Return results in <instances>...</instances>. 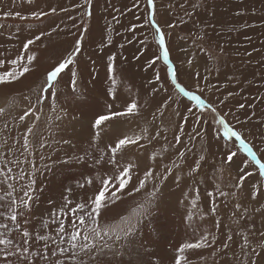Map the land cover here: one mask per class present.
Returning a JSON list of instances; mask_svg holds the SVG:
<instances>
[{"label":"rangeland","instance_id":"rangeland-1","mask_svg":"<svg viewBox=\"0 0 264 264\" xmlns=\"http://www.w3.org/2000/svg\"><path fill=\"white\" fill-rule=\"evenodd\" d=\"M230 1L154 0V9H149L147 0H33L32 3L0 0V24L4 25L0 28V59L10 61L24 56L26 63L27 55L36 57L23 77L0 85V169L6 171L5 165L12 168L11 176L17 178L12 182L17 188L27 185L29 177L35 180L34 199L24 210L27 215L21 219L33 236L55 234L58 224L51 223L53 213L59 214L66 203L65 197L71 202L68 208L83 203L84 212H90L91 200L103 187V179L114 177L120 170L117 168L120 152L115 154L114 165L109 162L110 148L119 139L129 137L136 143L130 145V152L122 149L120 154L132 165L133 176L127 187L117 193L118 198L106 194L105 206L96 217L97 224H88L89 229L99 228L102 235L94 240V250L88 255L79 253L76 261L174 264L180 244L195 242L206 235L208 245L190 250L186 254L188 264L264 262L261 256L264 202L257 197L264 198V177L253 166L247 168L251 176L245 175L243 181L239 179L247 154L239 150L234 138L226 141L216 123V118L223 117L264 162V126L254 128V118L261 113H252L264 105V72L248 64L259 47L251 45L245 29L253 31L252 25L241 24L236 30L217 27L223 9L219 3ZM240 2L242 7L255 3L254 17L264 19V0ZM213 3H218L219 10H214L209 18L207 9ZM52 8L56 9L54 15L40 20L31 17L33 11L51 13ZM153 11L164 33L168 64L176 74V83L200 96L215 112L210 107L196 108L195 101H190L172 83L168 64L160 56L155 29L147 19ZM5 12L13 16L5 18ZM15 13L23 15L25 20L17 18ZM245 14L242 10L240 17ZM206 22L210 25L204 28ZM258 24L259 34L264 36V21ZM38 35L41 39L25 53L23 44ZM77 40H80V51L73 56L74 63L45 91L47 72L74 52ZM108 47L120 56V62L112 65V72L108 71L110 60L106 53L111 50ZM153 60L156 62L150 66ZM241 61L244 64L237 66ZM12 67L6 63L0 70ZM157 72L159 81L155 79ZM133 101L138 105L135 114L106 121L99 128L92 127L97 116L122 112ZM25 112L29 115L21 121L20 116ZM197 116L202 117L201 122H197ZM28 128L33 131L28 133L29 145L25 151L24 135ZM160 134L165 142L174 145L175 155L148 152V148L143 149L145 145L138 143L145 136L143 142L149 144L153 138L150 135L159 140ZM177 136L180 143L176 142ZM109 137L111 140L107 141ZM229 151L237 155L231 163H225ZM142 162L148 166H141L140 170L147 169L142 172L151 171L154 177L167 175L168 178L161 181L149 177L142 191H135L138 181L145 179V173L142 176L137 168ZM160 164L166 168L163 170ZM154 166L158 170L151 169ZM21 172L23 180L18 179ZM6 190V184L0 186V195ZM154 190L156 194L149 196ZM73 219L71 214L64 219L69 232ZM46 221L49 222L47 229L43 227ZM128 221L135 228L125 234ZM0 222L4 221L0 219ZM105 230L109 233L107 236L103 235ZM62 247L67 248L68 244ZM35 248L43 250V242ZM52 259H59L62 264H76L71 252L63 255L57 252V257ZM33 264H42V261L36 258Z\"/></svg>","mask_w":264,"mask_h":264},{"label":"snow or ice","instance_id":"snow-or-ice-1","mask_svg":"<svg viewBox=\"0 0 264 264\" xmlns=\"http://www.w3.org/2000/svg\"><path fill=\"white\" fill-rule=\"evenodd\" d=\"M28 3H32L33 0H27ZM88 2V0H86ZM147 5L149 9H154V0H147ZM56 9L52 8L51 13L45 11H33L31 13V17L35 20H40L42 17H47L49 14H55ZM5 18L13 16L11 12L3 13ZM15 16L20 20H25V17L20 13H15ZM151 22V26L155 29L156 34V42L159 45L160 56L163 57L165 64H168V50L165 46V37L161 28L157 25L155 21V13L150 12L147 18ZM4 27V25L0 24V28ZM43 35V33H42ZM41 36H36L34 39L27 40L26 43L23 44L24 52L27 53L29 50V46L39 41ZM77 47L74 52L69 55V57L62 62H60L57 66L52 68L47 72L46 77V86L45 91L53 85V82L57 80L60 74L68 68L69 65L74 63L73 56L80 51L79 45L80 40L76 41ZM36 59L34 55H27V62L24 63V56H17L15 59L10 61H6L4 59H0V69H3L5 64L8 63L13 67L9 70H0V85L10 84L14 81L19 80L26 73L30 71V65ZM159 59V57H157ZM109 60H112V57H109ZM156 61L153 60L150 62V66L153 65ZM112 64L109 63L108 71L112 72ZM168 76L171 78L172 83L175 84L176 88L180 93L186 96L190 101H195V106L198 109H202L205 107H210L212 112H215L216 109L211 107L210 105H206L205 101L201 99L200 96L193 94L190 91H186L184 87H181L180 84L176 83L177 77L174 73L172 66L168 64ZM155 79L157 81L160 80V73L157 72ZM76 83V72L72 71V86L75 89ZM151 83V81H150ZM155 91V89H153ZM55 95V93H53ZM171 99V97H169ZM39 102V100H38ZM138 105L135 101L128 103L127 107L124 111L112 112L110 115H99L96 117L93 128H99L106 121H110L114 118L125 116V115H133L136 112ZM241 108L244 107L243 104L240 105ZM190 114H192V109L188 108L187 110ZM29 115V112H25L20 116V120L23 121L25 117ZM194 115V114H193ZM187 120V117H184ZM197 122L202 121L201 116L196 117ZM216 123L222 129L223 138L226 141H233L234 143H238L239 150L243 151L247 154L248 160L244 161V167L240 169L241 175L239 179L241 181L244 180L245 175L251 176L252 173L247 172L248 167H255L258 170V175L260 177H264V162L262 159L257 157V154L253 151L252 147L245 142L242 138V134L239 131L234 130L232 127L226 123L223 117L216 118ZM219 130V129H218ZM33 131L32 128L27 129V133L24 135V144L23 148L25 151L28 149L29 140L28 133ZM199 135V133H197ZM176 142L180 143V137L177 136ZM136 140H133L129 137H124L119 139L114 147L110 148L112 153V159L109 161L112 164H116L115 154L126 146L135 144ZM43 146V144L41 145ZM181 157H183L184 153H180ZM237 155V152L229 151L225 163H231L233 158ZM203 159V157H201ZM99 163V161H97ZM6 171L0 169V186L7 185V190L4 195H0V208L4 210H0V219L4 222H0V264H33V261L36 258H39L42 261V264H62V261L59 259L53 260L52 257H57V252L61 255L71 252L76 261V257L79 253H84L85 255L90 254L92 250H94V240L100 238L102 232L99 228L93 227L89 229L88 224L96 225L97 219L101 213V209L105 206L106 194L110 195L113 199L118 198L117 193L122 192L128 185L131 179V168L132 165H127L119 170L118 174L114 177L103 179L102 184L103 187L99 190V192L95 195V198L91 200V210L90 212L85 213L84 209L86 205L81 203L77 204L75 207L68 208V204L71 202L67 200L65 197V205L63 208L59 210V214L53 213L54 219H52L51 223L58 224V227L55 230L54 235L49 234H40L37 233L33 236V234L28 230L27 227L21 223V219H23L27 214L24 211L30 207V201L34 199L32 194V185L35 183V180L29 177V182L27 185L21 184L19 188H17L16 183L12 182L16 180V177H12V168L7 167L5 165ZM170 172L171 170H166ZM195 171V169H193ZM145 179H141L139 181V186L135 188V191H140V189L144 188L149 177L159 178L161 181L166 180L168 178L167 175L163 177H154V174L151 171L145 172ZM19 180L24 179V174L21 172L18 177ZM177 179H179L177 177ZM91 183V181H89ZM13 193H16L14 196ZM22 193V194H21ZM156 194V190L149 193V196H154ZM209 196L212 194L209 193ZM255 192H253V198H255ZM67 209V212H65ZM83 213V214H81ZM68 214H71L74 219L70 225L71 231H67V227L65 225L64 219ZM87 217V219H86ZM78 221V222H77ZM28 221L24 219V224H27ZM44 228L49 227V222H45L43 225ZM135 228V224L131 221H128V227L126 229L125 234L131 233ZM83 230V233L82 231ZM90 234L91 237L90 238ZM109 233L107 230L103 231V235L107 236ZM231 240V237L228 238ZM214 240V238H213ZM81 241H84L83 243ZM43 242V250L35 248V245ZM65 243L68 244V247H62ZM50 245H56L54 248H50ZM208 245V238L206 235L201 236L199 240L195 242H186L179 245L176 249L177 255L174 258V264H188V256L186 255L190 250L201 249ZM105 247L107 245H104ZM224 247L227 248L228 244L225 243ZM15 257V259H13ZM76 264H83V260L76 261ZM255 264V262H253Z\"/></svg>","mask_w":264,"mask_h":264},{"label":"bare ground","instance_id":"bare-ground-1","mask_svg":"<svg viewBox=\"0 0 264 264\" xmlns=\"http://www.w3.org/2000/svg\"><path fill=\"white\" fill-rule=\"evenodd\" d=\"M217 1H220V0H217ZM225 2H229L230 0H224ZM241 0H231L230 1V3H219L222 7H223V9L221 10V12H220V14H219V17H218V19H217V21H218V23H217V27L218 28H220V29H223V30H236V29H238V28H240L239 26L241 25V24H248V25H252L253 26V31H250V28H245L246 30H248V33H249V36H250V43H251V45L253 46V45H256V48H258L259 47V49L257 50V52H256V54H255V58L252 60V61H250V62H248V64H252L253 65V67H254V69L256 70V71H263L264 72V36L262 35V34H259V30H261V27H260V25L258 24V22H261V20H263L264 21V19H256L255 17H254V13H253V11H254V9H255V3H248L245 7H242L241 6V2H240ZM20 3H22V2H20ZM214 10H217V12H218V10H219V6H218V3H213L208 9H207V13H208V16H209V18H212V16H213V11ZM245 11V16L244 17H240L241 16V11ZM226 18H227V20H226ZM206 19H207V21H208V18L206 17ZM213 23V22H212ZM255 23H257V25L255 26ZM210 25V22H206V24H205V26H204V28L205 27H207V26H209ZM192 26V25H191ZM193 28V27H192ZM244 29V30H245ZM102 39H105L106 41H107V38L105 37V36H102ZM108 48H111V47H108ZM238 51V50H237ZM106 56H107V58L109 59V57H112V60L110 61V63L113 65V64H115L116 62L118 63V62H120L119 61V59H120V56H119V54H118V52L116 51V50H114L113 48H111V50L108 52V53H106ZM256 57H258V58H261V59H257V61H256ZM239 59V58H238ZM237 59V60H238ZM236 63L238 62V61H235ZM244 64V62L243 61H241V63H238L237 64V66H240V65H243ZM257 65L260 67V68H258V70H257ZM237 68V67H236ZM252 111V109H248V112H251ZM255 111H259L260 113H261V116H259V117H257V118H254V120H255V127L254 128H257V129H261V128H263V126H264V105L263 106H261V107H256V109L252 112L253 114H255ZM250 121H252V122H254L253 121V119L252 120H250ZM249 121V122H250ZM151 137L153 136V138H151L150 140H151V142L148 144V143H144L143 142V140H144V137L141 139V140H139V142L138 143H140V144H142V145H145L144 147H143V149L144 148H148L149 150H147V149H145V150H147L148 152L151 150V151H154L155 153H157V154H161V155H164V156H166L169 152L171 153V155H172V153L174 154L175 153V148H174V145H172L170 142H165L162 138H161V134H160V136H159V140H157L155 137H154V135H150ZM117 138V137H116ZM107 139V141H109V140H111V137H109V138H106ZM117 141V140H116ZM111 142H113V141H111ZM103 145V144H102ZM139 145V144H138ZM172 145V146H171ZM95 146V145H94ZM137 146V144L134 146V147H136ZM141 148V147H140ZM139 149V148H138ZM101 149H99V151H100ZM130 150H131V147H130V145H128V146H126L125 148H124V151L126 152V153H128V152H130ZM120 153L122 152V150L121 151H119ZM139 153H140V151H138ZM118 153V152H117ZM118 154V156H119V159H120V163H118L119 164V166H117V168L118 169H122L123 167H125V166H127V165H129L128 164V160H127V158L124 156V155H122V154ZM138 153V154H139ZM154 153V154H155ZM153 153H151L150 152V155H152ZM117 155V154H116ZM140 155H142V154H140ZM175 155V154H174ZM173 155V156H174ZM116 157V156H115ZM132 157V156H131ZM152 157V156H151ZM151 157H150V159H151ZM154 157V156H153ZM176 157V156H175ZM117 158V157H116ZM166 158V157H165ZM154 159V158H153ZM157 159V158H156ZM161 158H159V160H160ZM158 160V161H159ZM166 160V159H165ZM169 160H171V159H168V161ZM172 160H175V159H172ZM145 161V160H144ZM149 161H152V160H149ZM154 161V160H153ZM161 162V161H160ZM172 162V161H171ZM156 163L158 164V162L156 161ZM165 163V162H164ZM155 164V163H154ZM162 164V163H161ZM160 164V165H161ZM115 165V164H114ZM169 165V164H168ZM141 166H143V167H146V168H148V166L145 164V163H140V166L139 167H137L138 168V171H144V170H147V169H142V170H140V167ZM158 166H159V164H158ZM157 166V167H158ZM162 167L164 166V165H161ZM160 166V167H161ZM157 167H153V168H151V169H154V170H158V168ZM161 167V168H162ZM165 168H166V166H165ZM164 167H163V170L165 169ZM160 171H162V170H160ZM145 172H142L141 174H142V176H143V174H144ZM159 173V172H158ZM157 173V174H158ZM133 176V174H132V172H131V177ZM153 179H155V178H153ZM139 182V181H138ZM159 189H161V188H159ZM141 190V189H140ZM142 191V190H141ZM161 191V190H160ZM186 191V190H185ZM142 193V192H141ZM262 202H264V198H262V197H260V196H257ZM190 202V201H189ZM199 204V203H198ZM264 207V206H263ZM197 208V207H196ZM203 209H205V208H203ZM204 211V210H203ZM204 212H206V210L204 211ZM262 212H263V214H264V210H262ZM196 213H197V211H196ZM200 214V213H199ZM213 215V214H212ZM205 216H206V214H205ZM211 216V215H210ZM214 216H217V215H214ZM206 218H207V216H206ZM211 218V217H210ZM215 218V217H214ZM219 218V217H218ZM218 218H216L217 219V221H219L218 220ZM205 220V219H204ZM216 222V221H215ZM214 222V223H215ZM261 228L263 229V226H261ZM262 236H263V234H262ZM261 237V236H260ZM225 238V237H224ZM227 238V237H226ZM259 240L260 239H258V242H259ZM264 240V239H263ZM227 241V240H226ZM225 241V242H226ZM256 241V240H255ZM262 241V240H261ZM228 242V241H227ZM220 243V242H219ZM264 243V242H263ZM262 244V243H261ZM223 245V244H222ZM244 246V245H243ZM258 246V245H257ZM252 247V246H251ZM230 249V248H229ZM220 250V249H219ZM226 250V249H225ZM246 251V250H245ZM249 251V250H248ZM262 253L263 254H261V256H262V260L264 261V248H263V250H262ZM254 254V253H253ZM248 255V254H247ZM198 256V255H197ZM212 256V255H211ZM249 256H251V255H249ZM249 256H247V257H249ZM216 257V256H215ZM211 259H213V257L211 258ZM210 259V260H211ZM215 259V258H214ZM233 259V258H232ZM254 259V258H253ZM255 259H257V257L255 258ZM220 260V259H219ZM257 260H260L259 258L257 259ZM208 261V260H207ZM212 261V260H211ZM214 261V260H213ZM225 261H226V259H225ZM233 261V260H232ZM252 261V260H251ZM251 261H250V263H251ZM254 261V260H253ZM213 264V263H212ZM259 264V263H258ZM262 264H264V262L262 263Z\"/></svg>","mask_w":264,"mask_h":264}]
</instances>
